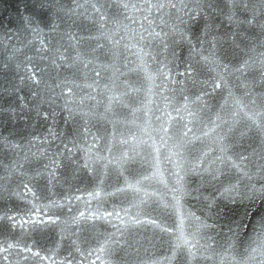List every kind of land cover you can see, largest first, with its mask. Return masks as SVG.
I'll return each instance as SVG.
<instances>
[{
  "label": "water",
  "instance_id": "obj_1",
  "mask_svg": "<svg viewBox=\"0 0 264 264\" xmlns=\"http://www.w3.org/2000/svg\"><path fill=\"white\" fill-rule=\"evenodd\" d=\"M0 264H264V0H0Z\"/></svg>",
  "mask_w": 264,
  "mask_h": 264
}]
</instances>
